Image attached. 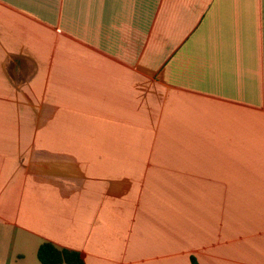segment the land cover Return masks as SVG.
<instances>
[{"label":"crops","instance_id":"0c3cea01","mask_svg":"<svg viewBox=\"0 0 264 264\" xmlns=\"http://www.w3.org/2000/svg\"><path fill=\"white\" fill-rule=\"evenodd\" d=\"M262 118L264 0H0V264H264Z\"/></svg>","mask_w":264,"mask_h":264},{"label":"trees","instance_id":"16d2710c","mask_svg":"<svg viewBox=\"0 0 264 264\" xmlns=\"http://www.w3.org/2000/svg\"><path fill=\"white\" fill-rule=\"evenodd\" d=\"M38 260L42 264H84L82 255L74 250L59 248L51 242H43L37 250ZM191 264H198L195 257H191Z\"/></svg>","mask_w":264,"mask_h":264},{"label":"rangeland","instance_id":"374dc122","mask_svg":"<svg viewBox=\"0 0 264 264\" xmlns=\"http://www.w3.org/2000/svg\"><path fill=\"white\" fill-rule=\"evenodd\" d=\"M262 121L264 122V119L262 118ZM255 161V160H253ZM258 172V174H264V164H256L254 163L253 165H246L244 174L246 176L253 177V173ZM253 183H251L247 178H245V188L246 189H251Z\"/></svg>","mask_w":264,"mask_h":264}]
</instances>
